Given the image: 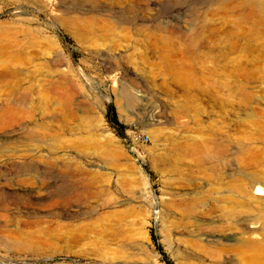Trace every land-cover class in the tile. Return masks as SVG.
<instances>
[{
    "label": "rangeland",
    "instance_id": "1",
    "mask_svg": "<svg viewBox=\"0 0 264 264\" xmlns=\"http://www.w3.org/2000/svg\"><path fill=\"white\" fill-rule=\"evenodd\" d=\"M245 1L0 0V264H264L211 257L230 208L264 219L237 195L264 189V0Z\"/></svg>",
    "mask_w": 264,
    "mask_h": 264
},
{
    "label": "bare ground",
    "instance_id": "2",
    "mask_svg": "<svg viewBox=\"0 0 264 264\" xmlns=\"http://www.w3.org/2000/svg\"><path fill=\"white\" fill-rule=\"evenodd\" d=\"M243 5L247 8L253 9L252 0L245 1ZM82 175L84 176L85 174L82 173ZM78 179L79 178L76 180ZM237 195H239L241 198H244L247 195L253 200L260 202V210L264 212V189L260 186V182L258 180L252 181L247 188L241 187L238 190ZM228 216L231 218H237L235 222L238 223L236 235L231 240L232 247L230 250H219L214 253L212 252L211 257L215 260H222V262L225 261L229 263L230 258L227 256V254L232 252L239 254L240 251H244L245 253L249 252L254 256H260L261 253L264 252V219L263 221L258 220L256 216L254 217L251 216V213L249 214L245 213L244 211H239L235 208V206L230 208ZM205 239L207 242L214 241L209 236H206Z\"/></svg>",
    "mask_w": 264,
    "mask_h": 264
},
{
    "label": "built area",
    "instance_id": "3",
    "mask_svg": "<svg viewBox=\"0 0 264 264\" xmlns=\"http://www.w3.org/2000/svg\"><path fill=\"white\" fill-rule=\"evenodd\" d=\"M147 139L148 138L146 136L133 134L131 136V138L129 139V142L127 144L130 152L132 154L136 155L137 154V150L135 148V144H137V143H146Z\"/></svg>",
    "mask_w": 264,
    "mask_h": 264
},
{
    "label": "trees",
    "instance_id": "4",
    "mask_svg": "<svg viewBox=\"0 0 264 264\" xmlns=\"http://www.w3.org/2000/svg\"><path fill=\"white\" fill-rule=\"evenodd\" d=\"M106 119L115 127H117L118 129H121L122 126L119 124V122L117 121V117H116V113L113 109V107L110 105L108 106L107 109V113H106ZM151 239L153 241H155V237L153 235H151ZM166 264H170V262H168L167 260H165Z\"/></svg>",
    "mask_w": 264,
    "mask_h": 264
}]
</instances>
